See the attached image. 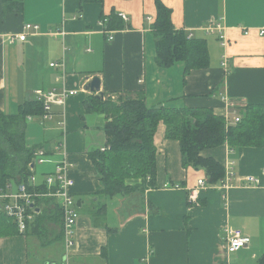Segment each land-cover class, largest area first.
I'll use <instances>...</instances> for the list:
<instances>
[{"label": "crops", "instance_id": "0c3cea01", "mask_svg": "<svg viewBox=\"0 0 264 264\" xmlns=\"http://www.w3.org/2000/svg\"><path fill=\"white\" fill-rule=\"evenodd\" d=\"M160 1L171 9L176 30L206 41L207 68L183 78L181 64L157 66L154 0H0V111L16 114L19 105L35 100L38 90L77 92L64 106L51 107V121L27 118L25 134L28 147L46 150V162H35L32 169L35 186L64 163L79 212L75 244L66 250L55 200L38 204L42 219L34 230L0 238V264H59L58 258L60 264H255L264 254V147L230 149L224 144L203 151L202 157L232 173L225 188L224 178L209 185L203 169L182 167L178 142L167 140L159 123L155 187L114 196L100 193L90 155L106 145V120L84 107L89 96L97 95L86 90L93 77L100 80L103 99L141 93L148 107L204 108L231 120L247 105L264 106V38L259 35L264 0ZM112 17L123 27L109 28ZM218 21L228 41L225 48L216 35L204 32ZM27 24L37 31L10 43V36ZM247 176L261 185L241 182ZM198 180L206 189L191 202ZM171 183L180 187L164 188ZM235 229L249 243L228 254L227 232ZM56 242L60 253L52 249ZM40 250L45 254L40 256Z\"/></svg>", "mask_w": 264, "mask_h": 264}, {"label": "trees", "instance_id": "16d2710c", "mask_svg": "<svg viewBox=\"0 0 264 264\" xmlns=\"http://www.w3.org/2000/svg\"><path fill=\"white\" fill-rule=\"evenodd\" d=\"M5 1V0H4ZM156 16L151 27L154 37L155 62L160 68H170L176 64L184 67L183 78L192 70L208 67L206 41L189 38L183 31L176 30L171 21V9L160 0H154ZM19 11V3L17 5ZM16 4L13 8L15 10ZM7 11V9H5ZM109 28L123 27L116 17L109 20ZM88 113L104 115L106 123L104 151L97 150L90 155L97 168L102 190L107 196L128 194L155 187L156 149L154 135L159 123L165 126V138L177 141L184 169H203L209 185L217 184L224 178L225 169L212 158H204L205 150L218 148L224 144L230 149L241 147H264V106L247 105L239 112L238 123L226 127L225 118L214 115L209 109L187 107H148L145 96L126 95L117 100L89 96L84 104ZM40 101L31 100L19 105L16 114L0 111V189L7 192L11 187L28 185L33 174L34 154L42 147H28L26 143L27 118L43 115ZM128 181L135 184L127 185ZM180 186V185H179ZM29 193L45 194V184L28 186ZM53 198L34 199L38 204ZM57 214L62 213L55 203ZM42 217L27 226L24 235L35 229ZM16 224L0 211V238L17 236ZM63 237V235H62ZM255 264H264L262 254Z\"/></svg>", "mask_w": 264, "mask_h": 264}, {"label": "built area", "instance_id": "2783aa9c", "mask_svg": "<svg viewBox=\"0 0 264 264\" xmlns=\"http://www.w3.org/2000/svg\"><path fill=\"white\" fill-rule=\"evenodd\" d=\"M119 17L126 21L127 18L123 14H119ZM105 22V21H104ZM38 27L35 25H24L23 30L20 34L11 35L10 43L15 40L24 41L28 36V32L37 31ZM204 32L207 35H216L220 47L225 48L228 41L224 34V26L220 21L214 24L208 25L204 28ZM259 35L264 38V28L259 29ZM191 38V35L188 36ZM112 40V37L109 38ZM222 65L225 66L226 55H223ZM54 66L53 64L51 65ZM76 91H68L65 88L60 91L52 90L50 92H43L38 90L34 92L35 99L40 101L43 105V115L40 117L41 123H45L52 120L53 113L51 107L64 106L67 99L75 95ZM111 100H115L111 97ZM31 120L30 117H28ZM240 116L236 113L230 120L228 116L225 118L226 127L238 123ZM101 148L100 151H104ZM46 154L45 149H38L34 154V163H44L46 162L44 156ZM264 172V170H263ZM232 173L226 171L224 179L221 181V186L225 188L231 182ZM244 184L252 187H259L261 185L258 178L253 176H247L242 179ZM47 187V192L45 194L29 193L27 191L28 186L36 187L35 180L33 176L28 179V185L21 184L15 188V191L8 190L4 192L0 189V211L5 214L8 218L12 219L16 224V228L19 235H24L27 226L35 221L37 212L34 206V199L36 197H49L55 200V203L59 206L62 213V235L66 250H70L75 244V227L79 218V212L72 198V190L74 187L73 180L68 177L66 166L64 163L56 165L54 173L46 176L45 183ZM180 186L178 184H166L164 188L178 189ZM206 189V183L203 180H198L196 183V188L191 192L189 200L195 202L196 194L199 191ZM225 250L226 253L231 254L236 251L246 247L248 245V238L244 237L240 230H232L227 232L225 240Z\"/></svg>", "mask_w": 264, "mask_h": 264}, {"label": "water", "instance_id": "95a60500", "mask_svg": "<svg viewBox=\"0 0 264 264\" xmlns=\"http://www.w3.org/2000/svg\"><path fill=\"white\" fill-rule=\"evenodd\" d=\"M86 90L91 93H97L96 96L103 98L102 93H100V80L97 77H93L86 86Z\"/></svg>", "mask_w": 264, "mask_h": 264}, {"label": "rangeland", "instance_id": "374dc122", "mask_svg": "<svg viewBox=\"0 0 264 264\" xmlns=\"http://www.w3.org/2000/svg\"><path fill=\"white\" fill-rule=\"evenodd\" d=\"M16 112V111H15ZM14 112V113H15ZM36 167L39 169V165L38 164H36ZM37 177H40V176H37ZM13 191H14V188H13ZM30 243H31V240H30ZM32 245V244H31ZM61 244L59 243V242H56V246L55 247H57V248H52L53 249V251L55 252V253H60V250H61V248H62V246H60ZM45 252H46V250H40L39 251V255L40 256H42V255H44L45 254ZM60 255V254H59ZM58 261H59V264L61 263V260L58 258Z\"/></svg>", "mask_w": 264, "mask_h": 264}]
</instances>
